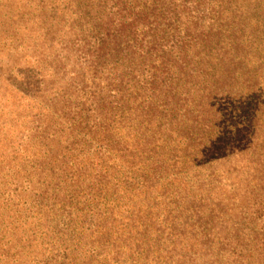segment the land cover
Here are the masks:
<instances>
[{"label": "trees", "instance_id": "1", "mask_svg": "<svg viewBox=\"0 0 264 264\" xmlns=\"http://www.w3.org/2000/svg\"><path fill=\"white\" fill-rule=\"evenodd\" d=\"M15 2L0 264H264V0Z\"/></svg>", "mask_w": 264, "mask_h": 264}, {"label": "rangeland", "instance_id": "2", "mask_svg": "<svg viewBox=\"0 0 264 264\" xmlns=\"http://www.w3.org/2000/svg\"><path fill=\"white\" fill-rule=\"evenodd\" d=\"M18 1V0H17ZM16 2L15 0H0V5L3 7V8H6L8 7V12L5 14L4 13V16H1L0 15V24L1 23H5L7 20H13L14 22H19L20 20H17V19H20L21 18V21L22 22H26L28 21L29 19H33L31 18L30 14H25L24 11H22V9L20 8L21 4H19V11L18 12H15L14 10V7L16 9V6L15 5ZM12 6H14L12 9H10ZM17 10V9H16ZM26 24V23H25ZM27 26V24H26ZM28 28V27H27ZM2 34V28L0 27V35ZM29 34L27 32H23V33H19L17 34L18 37H26L28 36ZM26 102L25 101H19V98L17 97V95L15 96L14 94H11V96L7 95L4 93V91L2 89H0V124H2V126H4L0 132V137L2 139H4L5 143H9L10 142V138L11 136H17L18 133H19V126H13V127H10L9 123L12 119H14L15 117V113L17 111L16 108H22L26 106ZM247 111V109H246ZM249 119V118H248ZM247 119V120H248ZM245 120V122L247 121ZM237 126V125H236ZM235 131H232V129ZM231 127L230 128V133L233 134L232 135V138H234V145L231 144V142L229 143V141H227L225 143V148L223 149V145L224 144H217L215 147H217V153L216 155L218 156H221L222 154H225V158H226V152H230V150L234 149V148H237L238 149V146L239 148H245V146H249V142H243L242 141V132L247 128V126H244L242 129L239 130L238 127ZM230 137V136H229ZM231 139V137L229 138ZM225 158L223 161H221V163L219 164H215L212 168H216L219 170L220 172V175H222L223 171L230 165L229 162H232V164L234 163V161L236 160L235 157H230V160L228 161H225ZM223 175H225L223 173ZM217 190V189H216ZM204 198L206 199V204H201V207H202V210H205L206 209H209V202L212 201V199L214 198V195L213 194H205L203 195ZM226 196V195H225ZM214 202H217V203H214ZM218 206V199H216V197L213 199V207H212V210L214 208H216ZM220 211L219 209H214L213 210V215H211V218L214 217L216 212ZM202 214H206V217L204 218V216H202ZM201 214V218H200V226L202 224L205 225V223H208V212H205Z\"/></svg>", "mask_w": 264, "mask_h": 264}]
</instances>
